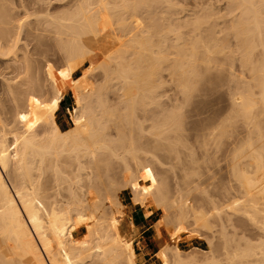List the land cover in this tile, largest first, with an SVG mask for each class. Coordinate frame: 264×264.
Returning a JSON list of instances; mask_svg holds the SVG:
<instances>
[{
    "label": "bare ground",
    "instance_id": "bare-ground-1",
    "mask_svg": "<svg viewBox=\"0 0 264 264\" xmlns=\"http://www.w3.org/2000/svg\"><path fill=\"white\" fill-rule=\"evenodd\" d=\"M158 1L159 3H157ZM67 2L64 11L57 15H50L49 18H43L42 21L39 19L38 24H35L37 21L32 22L31 26L29 23L31 21H28V26L24 25L27 21L22 25L30 28L37 25L33 29L34 31L31 28V30L27 29L29 32L27 30L26 32L30 34L32 31L36 35L39 31L37 34L39 37L43 32L54 33V36L59 39L60 50L64 52L67 58V74L70 76L76 77L82 72L99 66L105 73L106 80L115 79L120 82L122 88L119 87V89H122L123 92L122 97H120V99L122 98L121 104L125 108V114H129L128 118L132 121L135 118L134 113L137 105L141 107V102L145 104L148 99H154L153 95L161 87V72H170L172 76L176 77L183 92L189 95L194 88L192 81L198 76V69L210 67L213 62V55L224 53L228 48V46H224L227 43V37H225V41L221 40L224 42H219L221 38L219 39L213 33L218 28L212 26L215 27L212 29L213 31H208L210 27L209 29L205 27V25L207 26L206 23L209 22L208 18L204 17L203 20L202 16H199L200 12L195 13L197 17L194 15L193 20H174L172 16L177 11L174 5L176 1L166 0L167 7L175 10L173 13H169V17L165 16L168 13H164V10L158 9L161 14L157 11V7H159L157 4L162 5L161 0H68ZM228 3L231 8L230 12L235 17L233 16L234 18L230 21L232 24L225 29L228 30L229 27L233 26L234 28L232 27L233 29L230 28L231 30L228 31L232 34L235 29V34H233L236 38L232 35L237 40L236 43H231L233 47H230V56L232 55L230 67L233 71L232 81L230 80L232 83L229 158L232 177L229 189L230 205L227 203L228 205L224 204L225 206L221 205V207L212 197H206L207 203L202 202L211 207L210 212H206L201 208L190 206L187 196H185L186 200L183 196V201L180 200V203L178 200V203L173 200V202L170 201L172 204L168 200L163 201L162 205L167 208V211L173 216H177L176 219L173 217L177 226L170 235L174 245L163 246L166 249L158 250L159 252L155 253L150 264H197L192 257L189 259H192L193 262L184 261L182 253L185 251L188 253L190 248L207 253V255H203H206L204 264H220L219 262L223 264H264V0H229ZM155 6L157 7L155 8ZM0 11L2 12V9ZM9 11H6L7 14ZM158 12L161 15L159 20L166 23L162 30L159 29L156 22ZM4 13L0 17H4ZM208 14L203 13V16H208ZM9 15L0 19H5L9 23ZM11 19L13 20V18ZM141 19L143 20L141 21ZM5 20H2L3 24L2 21L0 23L4 27L0 26L1 40L7 36L5 28L7 29L9 24ZM205 20L206 23H203ZM33 23L35 24L34 27ZM228 31L229 34L227 35H230ZM114 32L119 34L116 36ZM232 35L228 37L232 39ZM155 37H157V42L154 43ZM13 41L17 45V42ZM219 44L223 45H220L223 48H219ZM9 45L4 44L3 51L0 49V54L4 56L3 59L8 55ZM258 48H261L259 55L256 54ZM97 49L104 59L101 65L95 67L92 55ZM11 50L13 51L12 47ZM112 64L115 65L112 67ZM236 69L240 70L243 75L242 79L239 78L242 81L238 79ZM57 79L55 84L57 89L56 101L52 103L46 118H41L48 127V130L45 128L46 133H49L46 139L36 140L31 136L19 133V135L14 134L10 137L9 132L7 133L4 129V123H1L2 119L0 120V264H146V260L141 259V250L143 249H141V242L145 240V237L138 233L139 227L136 223H133L134 230L130 232L128 237L121 234L119 226L113 227L114 222L111 224L112 228L105 224L107 220L105 201L108 197L103 196L101 188H94V190L89 188L88 192L84 194L87 199L83 198L84 196L81 194L74 193L72 204H84L80 210L59 207L55 201L49 202L50 199L54 198L52 193L54 187L47 184L46 175L48 171L53 169L52 171L61 185L67 183L66 175L84 171L83 166H81V159L83 158L94 157L103 150L109 151L112 156L118 158L117 153L121 149L120 141H122L119 138L116 139H119L118 141L110 139L105 132L106 123L110 122L109 120L118 119L119 122V117H122L121 114L117 116L118 114H113V111L110 112L104 108L105 105L107 107V103L105 104V100L102 99H105L107 85L103 86L101 93H98L100 94L98 96L100 99H98L103 107L96 103L99 105L96 111L94 110L97 106L92 107L90 102H86L89 103V106L87 107L88 104L84 105L83 113L80 116L69 118L68 114L72 113L75 104H78L77 100L74 101L71 98L72 103L67 107L70 126L65 131L62 130L56 118L69 82H58ZM241 82L244 83L243 86ZM99 109L101 110L99 111ZM171 117L176 123L170 127L171 123L169 124L167 118L169 124L167 129L171 133V137L168 136V138L176 140L178 144L183 140L181 132L183 125H181L180 119V121H175V118H178L177 114H173ZM100 118H103L102 120L108 118L104 123L106 126L101 123ZM21 119L18 118L14 122L24 123L25 118H23L24 122L23 120L21 122ZM118 131L120 132V130ZM118 131L117 137H119ZM156 131L154 135L159 137L162 132L161 130H159L160 132ZM222 131V124L212 125L206 128V131L203 132L204 135H201L206 137L203 139L215 144L216 139H221L225 134V131ZM10 138L13 140L12 143H10ZM220 142L219 144H221ZM208 145L205 141V145H203L206 147L205 150ZM174 147L170 144L169 154L170 151L177 152ZM128 152L132 154L136 152L132 139ZM63 153L75 155L70 164L74 165L77 161L79 164L76 170H70L68 173L64 171L66 168L64 169L59 164V159ZM181 155L179 153V156L176 155L177 157L174 158L180 159ZM169 157L172 158L171 154ZM175 159H173V163ZM175 164L176 162L172 166ZM192 172L194 171L192 170ZM95 175L98 176V172ZM224 192H226V188ZM112 201L116 204L114 205L115 211L121 213L122 204L115 200ZM113 202H111L112 205ZM134 202L138 203L140 207L144 206H141L142 202ZM158 206L160 204L156 205V202L150 200L143 208L146 216H151L154 209L159 208ZM164 206L163 209L165 210ZM224 207L230 209V213L228 212L230 215L225 214L227 209L223 213ZM221 211L227 217L220 214ZM74 212L76 215H73ZM123 212L121 214L125 216V211ZM212 214L218 215L219 218L222 215L221 218H224L222 222L220 221L221 228L219 229L221 230L218 231L220 235L218 239L222 238L223 241L222 243L220 240L222 246L220 245L221 248L217 249L219 252L221 251L220 257H224V260L221 258V261L220 258L217 259L218 251L214 250L217 257L215 253H213L214 256L210 257L212 247H208L207 242L199 240V237L194 238L195 235L187 231V228L194 225L196 229L200 227L201 232L204 228L203 230L206 229L207 232L212 233L216 227L209 220ZM79 216L84 218L86 240H88V244L82 246L75 244L79 224H72L73 221H80ZM113 219L118 218L113 217ZM189 219L193 221V224L190 225ZM187 222L188 225H186ZM242 223H246V227H240L243 226ZM229 228L230 236H228ZM197 232L199 233V231ZM210 232L208 233L210 234ZM217 233L214 235L217 236ZM181 234L183 235L181 236ZM214 235L212 237L217 238ZM183 237H191L196 242L193 246L184 248ZM168 253L173 257L172 263ZM90 259L92 261H89Z\"/></svg>",
    "mask_w": 264,
    "mask_h": 264
},
{
    "label": "rangeland",
    "instance_id": "rangeland-1",
    "mask_svg": "<svg viewBox=\"0 0 264 264\" xmlns=\"http://www.w3.org/2000/svg\"><path fill=\"white\" fill-rule=\"evenodd\" d=\"M67 1L68 0H0V9H2V12L4 13L10 10L8 14L7 12L4 14L7 17L10 14L11 18H13L12 20L9 15V23L5 19H0V23L2 20H5L6 23L9 24L7 25L8 30L5 28L7 34L4 39L5 41L0 39V43L3 45H9L10 43L9 49L11 50L12 47L13 51L16 48L14 52L12 50L11 52L8 50V55L10 54V57L7 55L8 57L5 56V59H3L4 56L0 54V120L2 119L1 123H4V129L7 133L9 132L10 137L19 133L22 135L31 136L36 140H44L48 137L49 133H46L48 130V127H46L47 123L42 121L41 118H46L52 103L56 101V78H58V82H69L64 98L60 104V111L56 118L58 125L62 130L64 129V131L70 126L68 116L69 118H72V116H80L83 113L84 105L88 104L87 107L89 106V103L86 102H90V106L92 107L97 106L95 107V110L93 109L96 111V108L99 106L96 103H101L99 101L100 97H98L100 94L98 93H101L100 91L103 89V86L107 85L108 89L104 96L105 99H102L105 100V104L107 103V107L105 105L104 108L110 112L113 111V114H118L117 116H120L119 114H121L122 117H119V119L122 120H119L118 122L117 119L115 122L113 118H110L113 121L109 120L110 122L106 123L105 121L108 118L104 120H102L103 118L100 119L102 124H107L105 132L110 139L115 141H118L119 139L122 140L120 141L121 144L118 142L121 147L117 153L119 157H114L109 153V151L103 150L97 153L94 157L91 156L83 158L81 159V166H83L84 171H81L77 174L74 173L72 175H66L68 182L62 185L60 181H57V177L52 171L53 169L48 171L46 175L47 184L51 187H54L52 189L54 198L50 199L49 202L55 201L59 207H69L71 209L80 210L82 208L81 206L84 204H72L74 193L84 196V194L88 192L89 188H93V190L94 188H101L103 190V196L108 197V199L105 201L107 204L105 210L107 220L105 224L107 226L112 228L111 224L114 222L113 227L119 226L121 234L128 237L130 232L134 230L131 217L134 214H137L136 218L138 219V223L139 220L143 222L142 227H139L138 231L140 235L145 237V240L141 242V249L143 248L141 250V259H145L146 264H150L152 259L155 257V253L164 250L168 244H172L171 246L174 245L170 235L177 226V222L175 221L177 216H173V214L167 211V208L162 205L163 201L166 202L168 200L170 202L173 200L177 203L179 201L180 203V200L183 199V196L184 199L186 198L185 196H187L188 199H186L190 206L201 208L206 212H210L211 207L209 204H205L202 201L207 203L206 200L209 197H212L215 202L219 203L220 206H225L227 203H230L229 189L232 178L230 175L229 159L231 146L230 115L232 110V83L230 82L232 81L231 78L233 74V71L230 67V59L232 58V55L230 56V47L232 48L233 46L231 45L233 44L231 43H236L237 40H235L236 36L234 35L235 29L234 32L232 31L234 33L232 34L235 36V38H233L234 36L230 31H228L231 30L230 28L233 26L229 27L228 30L225 28H228V26L232 24H230V21L235 16L230 12L231 8L230 4L228 3L229 0H175L176 2L171 0L175 2V10H177L176 14L172 16L174 20H193L195 13H201L202 10H204V14L209 13L210 17H208L209 14L208 16H203V13H199V16H202V19L204 17L208 18V23H206V18V20L203 22L207 24V26L204 24L206 29H209L210 27L208 31H213L212 29L215 27L212 26H216V28H218L215 29L213 33L215 36L217 35L219 39L221 38L219 42H224L225 37H227V43L225 42L227 45L225 43L223 44H225L224 46H228V48L224 53L213 55V62L210 67H200L198 69V76L194 78V81H192L194 88L189 95L183 92L179 82L176 80V77L172 76L170 72H161V87L153 95L154 99H148V101L145 100V104L143 102H141V104L139 103L141 107L139 105H137V108L135 107V118L133 117L134 119L132 118V121L130 118H128L129 114H125V108L123 107V104H121L122 98L120 99V97H122L121 95H123V92L121 91L122 89H119V87L122 88V84H120V82H117L115 79L106 80L105 73L103 72L102 68L100 69L99 66V69L98 67L95 69L92 68V70L82 72L76 77L70 76L67 74V58L64 52L60 50L58 45L59 39L54 36V33L43 32L41 33L42 35L40 34V37L37 35L39 34V31L37 34L35 33L36 35H34L32 31L30 34H28L29 31L27 29L31 30L32 28L27 27L29 23L31 26L32 22L35 23L37 21L35 24H38V21H42L43 18H49L50 15L55 16L58 13L64 11L68 4ZM157 3H159V1ZM161 3L162 8L165 9H162L158 4L157 6L160 8L157 6H155V8L157 7V11H159L158 9L162 11L164 10V13H168V15L165 14V16L169 17V13H173L175 10L173 8L167 7L168 4L166 3V0H161ZM2 12L0 11V15L3 14ZM159 12L161 14V11ZM159 12L157 13L158 18L156 16V22L159 25V29L162 30L166 23L165 21L163 22L162 20H159L161 17ZM5 16L2 18H5ZM142 20L143 19H141V21ZM3 21L2 24L4 23ZM28 21L31 22L28 23ZM25 22L26 24H24ZM22 24L27 26L24 27ZM34 28H32V30ZM26 30L28 32H26ZM227 31L230 32V35H232V39H230L231 37H228L230 35H227L229 34ZM114 33H116V36L119 34L118 32ZM13 40H15V43L17 42V45L13 43ZM153 42H157V37L153 39ZM12 43L14 44V47ZM3 45L0 44L1 51H3ZM220 45L221 44H219V48H223L220 47ZM260 51L261 48H258V50H256V54L259 55ZM92 56L95 63L94 66L96 67L97 65H101L104 57L100 54L98 49L93 53ZM99 62L100 64H98ZM114 65L115 64H112V67ZM22 69L27 70H24V72ZM235 71H237L236 75L238 76V79H242L243 75L241 74L240 70L238 71L236 69ZM8 80L9 82H7ZM243 82H241L242 84L240 83L242 86L244 85ZM71 98L74 101L77 100L78 104H75L74 111L67 116V107L72 103ZM102 107L101 109L103 111ZM101 109H99V111ZM126 110L128 111L127 108ZM124 114L126 115V118L124 117ZM173 114L178 115V118H175V121L181 120V125H183L181 128L183 140L181 143L178 142V144L176 140L169 139L171 137V133L168 132L167 129L169 128L168 125L170 123V127L172 124L176 123L172 120L174 119L171 117ZM18 118H22L21 122L22 120L24 122L23 118H25V122H14L15 120L17 121ZM167 118L169 120V124L167 122ZM95 119L98 120V118ZM129 120L132 121V123H129ZM218 124L223 125V131H225L223 137H221L219 140L216 139L215 144L209 140H205L206 137H202V135H204L203 132L206 131V128H209L212 125L218 126ZM118 130H120V132ZM156 130H158V132L161 130L162 132L159 137L154 135ZM117 131L119 132V137H117ZM117 138L119 139L116 140ZM131 139L133 140L134 147L136 148V152L133 154L128 152ZM123 140L127 145L124 144ZM12 141V138H10V143H12ZM205 141L209 144L206 150V147L203 146L205 145ZM218 141H221V144H219ZM170 144L173 147L175 146V151H179L178 153H173L170 151L172 158H168V156H170V149H168ZM179 153L180 155L182 153L181 157H179L180 159H175L177 156H179ZM74 157V154L69 153H63V155L60 157L59 164H61V167L64 169L66 168L64 170L65 172L68 173L70 170H76L79 163L75 161L74 165L70 164V161L73 160ZM173 159H175L174 163L176 162L178 166L176 164L175 166H172L174 164ZM191 169L194 172H192ZM182 170L185 171L183 172ZM96 171L99 174L98 176L95 175L97 174ZM225 188L226 192H224ZM83 198L87 199L85 196ZM112 200L122 204L120 211L121 213L125 211V216L122 215L124 212L121 214L115 211L116 209H114V205L116 204ZM150 200L156 202V205L160 204V206H158L159 208H155L154 213L148 217L146 216V212L143 208H145ZM134 201L142 202L143 204L140 205L144 206L140 207L139 204H136ZM111 202L114 204L112 205ZM172 202H170V204H172ZM163 206L165 207V210L163 209ZM225 209H227V213H225ZM228 212L230 213V209L224 207L223 213L228 216L230 215ZM220 214H222V211ZM225 214L222 215L225 216ZM73 215H76V212H74ZM214 215H210L211 218H209V220H211L210 222H213V225L216 226L214 228L215 233H213V230L212 233L208 231L210 232L209 234L206 229L203 230L204 228H201V232L200 227L199 229H196L194 225L190 226L193 222L191 219L188 221L190 222V228H187L188 233L195 235L194 238L199 237V240L207 242L208 247H212L211 255L208 254L210 257L214 256L213 253L218 251L219 248H221V242L223 243L221 240L222 238L220 239L221 242L218 239L220 238L218 231L221 230L219 229L221 228L220 221L222 222V219L224 218H221L222 215L220 218L218 215ZM113 217L118 219L114 220ZM79 219L80 221L78 222H72L74 225L79 224L77 231L78 234L76 233L77 242L75 244L76 246L87 245L88 240H86L85 221L81 216H79ZM173 220L176 222V224ZM188 222L186 225H188ZM242 225L243 226L240 227H246V223H242ZM189 230L192 231L190 232ZM193 230H195V232H193ZM197 231H199V233ZM216 233L218 234L217 236L214 235ZM229 233L230 228L228 229V236H230ZM211 234L217 238H213ZM182 235L183 234H181V236ZM182 242L184 244V248H188L193 246L196 241L191 239V237H183ZM186 252L187 251L182 253L184 261L189 262V257H192L193 260H196L197 264H202L207 255V253H203L200 250L191 248L188 250V253ZM193 252L195 253L193 254ZM220 252L218 251V257L216 256V253L215 256L217 259L220 258L219 260L221 261L224 257H220ZM170 253L172 254V252ZM170 253H168V257L172 263L173 260L171 259H173V257ZM204 254L206 255L203 256ZM192 259L190 260L191 262H193ZM89 261L92 260L90 259ZM219 263L223 264L221 262Z\"/></svg>",
    "mask_w": 264,
    "mask_h": 264
},
{
    "label": "crops",
    "instance_id": "crops-1",
    "mask_svg": "<svg viewBox=\"0 0 264 264\" xmlns=\"http://www.w3.org/2000/svg\"><path fill=\"white\" fill-rule=\"evenodd\" d=\"M136 215L137 214H134L132 217H131V220L133 223H136V225H138V227H142L143 225V222L139 220V224H138V219L136 218ZM142 222V223H141ZM145 234V233H144Z\"/></svg>",
    "mask_w": 264,
    "mask_h": 264
}]
</instances>
